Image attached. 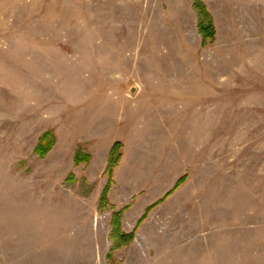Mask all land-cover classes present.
Segmentation results:
<instances>
[{
	"label": "rangeland",
	"instance_id": "rangeland-1",
	"mask_svg": "<svg viewBox=\"0 0 264 264\" xmlns=\"http://www.w3.org/2000/svg\"><path fill=\"white\" fill-rule=\"evenodd\" d=\"M203 2L0 0V264H264V0Z\"/></svg>",
	"mask_w": 264,
	"mask_h": 264
},
{
	"label": "trees",
	"instance_id": "trees-1",
	"mask_svg": "<svg viewBox=\"0 0 264 264\" xmlns=\"http://www.w3.org/2000/svg\"><path fill=\"white\" fill-rule=\"evenodd\" d=\"M194 6L199 10V31L202 36V42L204 45H208L209 43H212L215 40L216 37V32L215 30V21L214 18L211 15V12H209L208 7L204 4L203 0H194ZM55 145V137L52 134V132L47 131L45 133L38 144L36 145V152L39 154L41 157H46L48 152L53 149V146ZM123 147V143H115L114 146L112 147L110 154H109V161L107 165V175H108V184L103 190V194L100 198V205L102 207L108 206L109 202V195H110V190L114 184L113 176L115 172V167L119 164L121 160V149ZM91 154L87 152H82L79 150L76 155H75V161L76 164H81L83 162H89L91 160ZM186 180V177H182V179L174 185L169 192H167L162 198H160L158 201H156L153 204L148 205L146 208L143 216L140 218V220L137 223L136 228L134 229L133 232H126L122 228V211L114 213V217L111 222V229H112V234H111V240L114 241V250L118 248L125 247L126 245H129L134 241L137 229L139 228V225L141 222L147 218L148 213L155 208L156 206L160 205L163 201H165L167 198L171 196L175 191L178 190V188L183 184V182ZM113 250V251H114ZM113 256V253L109 255L111 258Z\"/></svg>",
	"mask_w": 264,
	"mask_h": 264
}]
</instances>
